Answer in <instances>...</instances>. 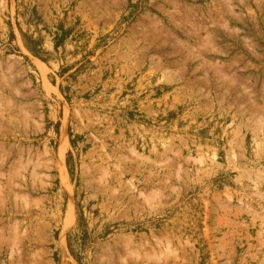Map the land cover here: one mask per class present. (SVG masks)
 <instances>
[{
	"label": "rangeland",
	"instance_id": "rangeland-1",
	"mask_svg": "<svg viewBox=\"0 0 264 264\" xmlns=\"http://www.w3.org/2000/svg\"><path fill=\"white\" fill-rule=\"evenodd\" d=\"M263 93L264 0H0V264H264Z\"/></svg>",
	"mask_w": 264,
	"mask_h": 264
},
{
	"label": "bare ground",
	"instance_id": "bare-ground-1",
	"mask_svg": "<svg viewBox=\"0 0 264 264\" xmlns=\"http://www.w3.org/2000/svg\"><path fill=\"white\" fill-rule=\"evenodd\" d=\"M252 11H253V10H252ZM215 23H216V22H215ZM224 25H225V24H224ZM153 39H154V38H153ZM234 62H235V61H234ZM215 67H216V66H215ZM217 67H218V66H217ZM179 69H180V68H179ZM235 71H236V70H235ZM223 75H224V73H223ZM227 76H229V75H227ZM221 77H222V76H221ZM215 79H216V78H215ZM206 82H207V81H206ZM237 82H238V81H237ZM263 94H264V93H263ZM248 98H249V97H248ZM261 99H262V98H261ZM9 100H10V99H9ZM7 103H8V102H7ZM255 103H256V102H255ZM258 105H259V104H258ZM259 106H260V105H259ZM263 106H264V105H263ZM255 119H256V118H255ZM257 121H258L259 128H261V130H262V128L264 129V120H263L262 118H258ZM241 126H242V125H241ZM255 132H256V131H255ZM234 156H235V154L232 153L231 159H232V157L235 158ZM0 157H1V156H0ZM213 157L215 158L216 155L214 154ZM26 162H27V161H26ZM63 164H64V163H63ZM19 165H20V164H19ZM63 166H65V165H63ZM63 166H62V168H63ZM23 167H24V166H23ZM17 169H18V168H17ZM63 169H64V168H63ZM14 173H15V172H14ZM64 173L67 175V171H66L65 169H64ZM65 174H64V175H65ZM1 176H3V175H1ZM65 177H67V176H65ZM66 180H68V179H66ZM9 182H11V181H9ZM254 182H255V181H254ZM255 185L258 186V183H256ZM255 185H254V186H255ZM3 201H4V200H3ZM166 251H167V250H166ZM167 252H168V251H167ZM171 252H172V251H171ZM134 253H135V252H134ZM162 253H163V252H162ZM129 254H130V253H129ZM138 254H139V253H138ZM138 254H137V255H138ZM149 255H150V254H149ZM163 255H164V254H163ZM129 256H130V255H129ZM147 258H148V257H147Z\"/></svg>",
	"mask_w": 264,
	"mask_h": 264
}]
</instances>
